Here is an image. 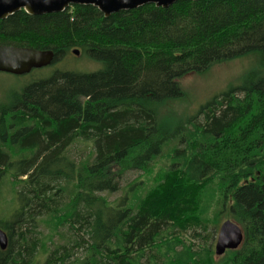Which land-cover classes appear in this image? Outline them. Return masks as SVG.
Segmentation results:
<instances>
[{
  "label": "trees",
  "instance_id": "16d2710c",
  "mask_svg": "<svg viewBox=\"0 0 264 264\" xmlns=\"http://www.w3.org/2000/svg\"><path fill=\"white\" fill-rule=\"evenodd\" d=\"M0 44L52 50L53 63L78 49L99 66L55 69L0 106V188L7 178L18 204L0 217V264H41L39 254L42 264H264V0H182L109 18L89 5L22 10L0 20ZM243 57L255 63L239 86L190 119L164 117L183 77ZM77 143L86 156L70 154ZM161 159L169 168L152 186L130 183L121 204L103 196L128 172L150 179ZM213 207L245 236L220 262L178 236ZM65 227L67 245L52 250Z\"/></svg>",
  "mask_w": 264,
  "mask_h": 264
},
{
  "label": "rangeland",
  "instance_id": "374dc122",
  "mask_svg": "<svg viewBox=\"0 0 264 264\" xmlns=\"http://www.w3.org/2000/svg\"><path fill=\"white\" fill-rule=\"evenodd\" d=\"M72 49L62 60H59L50 66L34 70L32 73L26 76H13L9 74L0 73V106L3 104L10 103V98L14 92L21 91L26 84L33 80H38L43 77L51 76L52 72L57 69L60 71H73L78 73H92L93 71L98 70V64L92 62L89 58L80 53L79 56L73 54ZM255 60L252 57H243L238 58L226 63L218 64L213 66L209 71L204 74H189L183 77L179 82L183 92V97L170 102L169 105L164 109L163 115L167 119H171L176 122L179 120H187L194 117L200 108L207 104L212 98L220 95L223 92H226L231 87H237L241 84L245 74L252 68ZM55 72V71H54ZM88 146L86 144H74L70 147V154L73 157H84L88 153ZM167 170L169 168V163L167 160L161 159L156 163V168L154 174L151 175L146 180V175L140 171H131L126 173L121 181V189L118 193L113 195H107L106 193L103 196H107L108 200L112 203L119 201V204L123 203L125 200L128 201V187L130 183L136 182L137 185H140L141 182H145L144 187H150L157 181L156 174L159 170ZM161 170V171H162ZM148 181V182H146ZM0 188V217L8 218L12 215L15 209L18 208V204L15 202L14 193L12 186L7 180L4 179L3 184ZM150 189V188H149ZM147 191H143V194H146ZM130 201V200H129ZM209 219L208 223L200 225L202 228L196 225L190 226L186 231L181 232L178 230L179 238H181L184 246L189 248L192 247V251H204L206 247L210 250L207 257L210 256L215 262H220L225 258L231 257V253L227 252L224 256L218 257L214 253L215 244L217 242V236L219 233L220 226L227 220L235 222L228 212L224 211L218 217L216 208L213 207L207 216ZM236 223V222H235ZM241 227V226H240ZM42 231L47 233L46 228L41 226L37 231ZM63 238L56 236L54 238V245L48 244L52 250L55 249V246L67 245L64 238H68L70 233L68 227L62 228ZM35 236H38L35 234ZM15 245V244H14ZM183 246L177 248V250H182ZM40 253L42 251L40 250ZM149 253V252H148ZM83 251H78L74 253L71 257L73 261L75 257H81ZM149 253L147 256H150ZM160 256V254H155ZM41 264L44 261V258L39 254ZM145 262L147 259L144 260ZM157 264H163V260H159Z\"/></svg>",
  "mask_w": 264,
  "mask_h": 264
},
{
  "label": "water",
  "instance_id": "95a60500",
  "mask_svg": "<svg viewBox=\"0 0 264 264\" xmlns=\"http://www.w3.org/2000/svg\"><path fill=\"white\" fill-rule=\"evenodd\" d=\"M182 0H0V20H5L19 11H25L30 16H41L62 13L75 5L94 6L105 18L120 11H130L145 5H155L158 8H170ZM198 2L201 0H191ZM75 49L73 54L80 55ZM55 54L52 50H38L28 47H17L0 44V73L17 77L26 76L34 70L46 68L53 64ZM244 231L235 222L225 221L220 228L215 254L224 256L227 251L238 250L244 242ZM8 236L0 228V249L8 247Z\"/></svg>",
  "mask_w": 264,
  "mask_h": 264
},
{
  "label": "flooded vegetation",
  "instance_id": "af4514ba",
  "mask_svg": "<svg viewBox=\"0 0 264 264\" xmlns=\"http://www.w3.org/2000/svg\"><path fill=\"white\" fill-rule=\"evenodd\" d=\"M220 228H221V226H220ZM220 228H219V232H220ZM218 235H219V233H218ZM217 241H218V236H217ZM215 247H216V244H215ZM214 253H215V250H214Z\"/></svg>",
  "mask_w": 264,
  "mask_h": 264
},
{
  "label": "bare ground",
  "instance_id": "6f19581e",
  "mask_svg": "<svg viewBox=\"0 0 264 264\" xmlns=\"http://www.w3.org/2000/svg\"><path fill=\"white\" fill-rule=\"evenodd\" d=\"M165 233V232H164ZM175 238H177V237H175ZM175 238H174V240H175ZM176 241V240H175ZM178 241H179V239H178ZM181 241V240H180ZM170 244V243H169ZM162 245V244H161ZM164 245V244H163ZM165 246V245H164ZM152 247V246H151ZM156 248V247H155ZM153 249V248H152ZM154 256V255H153ZM166 259V258H165Z\"/></svg>",
  "mask_w": 264,
  "mask_h": 264
}]
</instances>
